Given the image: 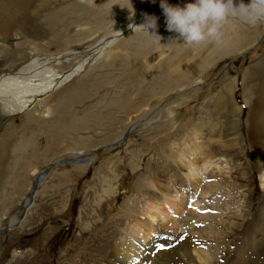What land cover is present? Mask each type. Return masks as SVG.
Masks as SVG:
<instances>
[{"label":"bare ground","instance_id":"1","mask_svg":"<svg viewBox=\"0 0 264 264\" xmlns=\"http://www.w3.org/2000/svg\"><path fill=\"white\" fill-rule=\"evenodd\" d=\"M92 1L93 0H0V40L3 41L5 38L9 37L20 40L17 42V45L11 49L7 48L8 46L2 47L4 44L0 47V115L3 116L8 115L9 113L14 114L16 112H25L23 124L18 126L13 123H9L8 125H5V128L0 133V165L6 163L7 160L10 164V162L15 159L11 169L17 173L15 178L19 187H22L27 181H30L32 176L29 178L27 173L33 169V173H35V168L38 167L41 161H47L50 155H53L57 151L60 152L64 150V147L67 146L68 149L77 151L73 152L75 155V157L72 158L74 163L79 165L82 164L87 167V163L84 162L85 158L82 157L87 154L86 151L89 146H92L96 142L98 143L96 140V142H93V139L89 140V137L86 136L87 134L84 133L87 130L94 133L96 127L94 124V126H91V121L89 122L87 120L88 118L86 119L87 116L89 117V114H87L88 111H91L87 110L89 106L88 108L86 107L85 111H82V108H79V105L78 108L75 107V105L80 104L82 101L81 98H83L87 92L88 86L85 87L87 84H84L83 87H78L75 91L71 92L65 87L69 91L67 96L65 94L66 97L57 98L54 103H49V101L46 103V100L43 99L31 107V103L35 102L38 96L60 89L61 86L69 79L83 71L87 63L86 59L79 56L82 54L77 52L68 44L65 48H63L65 46L64 44L59 46L62 50L57 54H47L46 50H42L40 48L42 44H40V42H36L35 40L40 36L46 38L47 41L44 45L45 48L58 39L55 37H61V30L63 26L61 27L62 23L57 20L62 15L74 14L78 17L76 22L81 23L80 27H85L86 24H98V21L89 23L81 20L82 14L85 12L88 13L84 9L86 7L90 8L89 4ZM156 1L160 0H138L128 3V5H130L129 7H132V11H135L136 13L137 11H140L142 14L137 13V15H134V17H136L135 19H130L132 15H128L127 17H130L128 26L114 32H112L108 27L109 18L112 16V13L109 15L108 13L105 14L106 12L104 11V13L101 14V17L105 19L106 22H103V24L100 23L95 30L89 31V34H87L88 36H86V40L84 41H87L93 52L95 51L102 55L109 47L112 46L113 43L117 41L121 34L132 32L131 35H134L132 40H135L136 43L134 41V45L128 44L129 46L134 47L133 49L135 50L134 57H131V65H133V70L131 72L135 71L138 77L140 75H145L150 81L152 79L153 81L151 84L145 83L143 87L140 88L137 96L138 100L135 98L137 101H135L134 98H128V90H124V92H120L119 90L118 92L114 91L108 96L105 94V98H103V101L107 104L108 101L109 103L112 101L121 102V105L119 106H121L122 112L126 115H129L132 111L146 110V108H141L143 104H145L146 107L149 106V110L144 111L142 114L151 111L153 105H158L162 100L169 97L170 91L185 86L191 82H199L202 78V73L216 64L218 60H222L226 57V55L230 56L243 51L255 40L256 37V33L254 31L255 29L251 30L249 28V24L251 25L252 23H248L239 18H235V20L234 18H229L218 28V35L216 38H206L204 41L195 44H186L183 41L176 42L175 36L178 34H174L175 32L167 30L165 16L162 17L160 14L152 13L156 9ZM60 2H66V5H64L65 8L63 7L64 9L61 8L55 11L53 8L61 6V4H59ZM185 2H187V0H169V3L171 4L182 5ZM236 2L238 3L239 0H236ZM245 2L247 3L248 0H245ZM53 4H56V6L52 7ZM80 4L84 6L83 10L85 12L80 11ZM45 9H51L54 11L48 10L49 13L44 14L43 12ZM114 10H116V14L120 13L118 9L115 8ZM145 14L155 15L158 17V28L156 31L160 33V36H162L161 38L156 34H151V32H135L137 30L144 29L139 25L145 22ZM71 18L74 17L71 16ZM76 26L78 27V25ZM59 27H61L60 30ZM67 30L68 29H66V31ZM130 39L131 37L128 39H121L120 43L123 44ZM160 39L163 41L161 42ZM129 42L130 41H127L123 45H126ZM162 45L168 47L165 48V46ZM168 48L173 51L172 54L166 53ZM125 56L128 55L125 54ZM153 56L157 60L158 64H156L154 69L147 68V60L151 59ZM66 58L75 61L74 67L71 68L67 74L66 72L61 70L59 71V69H57L58 62ZM69 61L71 62V60ZM115 64L117 65V63ZM259 67H261V69L264 68V62L257 68L259 69ZM258 69L256 70L258 71ZM105 77L104 79H106ZM145 79L146 78H144V80ZM119 85L121 86V84ZM128 85L129 84H127V86ZM148 85L150 86L146 89ZM123 86L127 87L125 85ZM258 87L259 91L256 97L248 91L249 95L246 97V101L257 102L256 109L252 107V115L258 116L254 123L255 132H252L253 144H257L260 141L264 143V78L259 81ZM236 89V78H228L221 83L219 90L215 94L216 100L214 107L212 106V111L217 110V112L214 113V115L217 116L216 124H219L220 127L224 126L223 129L221 127L220 138L228 136L227 131L229 130L233 131L232 134H237L238 129L241 127V110H243V108H241L237 103ZM133 90H135V88ZM107 98H110L112 101ZM108 110L109 108L103 109V111ZM221 111L226 114L224 120L220 117ZM48 115H52L53 117L47 118V120H41L42 117L45 118ZM118 117L120 116L110 114L108 119L106 118V121H104V124L103 122L102 124H99L96 120H94L100 126L109 129L107 133H103L100 137L101 141L117 143L116 140L120 139L123 134V128L128 123L122 120L123 116H121L122 118L120 117L121 119ZM203 121L205 125L206 123H209V121ZM192 122L193 121H190L189 123L192 124ZM91 123H93V120ZM198 125L203 126V123H199ZM168 127L169 126L166 128L165 134L159 135L153 144L150 145L149 148H151V150H157L159 148H156L159 141L164 142L166 139H171L175 136V134L182 132L178 128L168 130ZM189 129H192V133L195 134L193 138H196L197 135L200 134L198 128H194L193 124L190 128H186L185 130ZM27 130L30 132L29 134H27ZM35 130H37V132ZM212 130L213 128H211V131ZM98 134L94 135L97 136ZM32 135H38V138L40 139L39 141L41 142H37L35 139L33 140L31 137ZM73 139H76L77 141H73ZM96 139L99 140V138ZM178 140H181V138H172V142L174 143ZM178 142L179 145L177 148L180 149V156L178 158L173 156L175 160H172L173 157H171V155L163 149L157 150L159 155L155 160L149 158L145 162V166L147 168L151 167V163H156V168L160 172L156 171L157 173H151L153 179L146 178L140 181L143 185L140 186L139 189L144 192H140L139 190L138 193H144L147 196L146 198H118L121 203L119 204L120 212L117 216L112 217L110 223V226H115L113 227L114 231H108V227L106 231H102L100 234L98 233L99 237H101L102 240H105L104 243L107 245L102 244V242L97 246L100 249L112 247V250H108L109 252L106 253L107 258L110 261L108 264H147L148 262L149 264H220L219 262L222 258L221 255L224 252L226 253L227 249L229 253V246L235 244L239 240H241V243L236 246L233 263H227V261L224 260L223 264H264V205L261 207L262 212L259 220H251L248 223L246 222L248 219L245 217L246 224L244 223V226L242 225L243 222L242 224H236V222L231 220L232 216L228 214L230 216L228 218V216L224 215L222 212L217 215H202V213H198L196 218H202L205 223L201 224L205 230L213 234H210L209 232L200 235L196 234V236L191 234L192 231L190 232L187 227H190L191 229L192 227L194 228V224L198 221L195 220V223H193V221L190 220V217L185 218L183 216L188 211V201H197V199L196 197H182V191L173 189V183L176 181L175 177H180L181 175L178 174L179 170L183 169L186 171L188 178L191 179L190 181H194L195 185L199 187V169L202 167L201 165L203 159H205L206 163H208L209 159L207 160V157H211V155L206 151V144L203 146L200 142L189 141L186 138L183 142ZM43 144L44 147L41 148ZM184 146H186V148H183ZM27 150L30 152L28 156L26 155V157L24 154L28 152ZM124 150L126 151V154H124L125 156L128 154L132 161L135 159V164L131 163L129 166L130 170L134 171L136 168L141 167L139 162L136 163V158L142 157L132 154L129 149ZM259 150L264 152V146ZM165 154L172 158V161H170ZM188 155H190V157L186 162L185 158ZM166 157L168 159H166ZM20 158L22 160H20ZM169 163L172 165L171 167L169 166ZM118 166V163L110 161L103 164L101 167V172L103 170L107 171V173L104 172L101 174V179L102 182L106 183L104 193L110 198H90L95 204V207L93 205V212H95L93 215L97 214L98 206L104 200H110L111 203L117 195H125V192L120 193L119 190L118 183L120 175L118 171L121 170V166ZM145 166L143 169H146ZM18 168H20L21 172L16 171ZM141 170L142 168L140 171ZM56 174V178H58V176L65 177L66 175L64 172H58ZM37 178H39V176H37ZM190 185L193 184L191 183ZM212 185L216 187V190L219 188L218 182L215 183L214 181ZM219 199L220 198H218V200H213V206L216 208L219 204V206L224 205L226 210L229 209L228 203H223ZM233 200L234 199H229L228 201L232 202ZM214 202L217 203V205ZM196 203L198 202H195V204ZM5 205L6 202L2 204L1 209L4 208ZM191 205L194 207V202L191 203ZM191 209L189 211H191V214H194L195 216L197 211L194 212V210ZM236 216L238 217V215ZM97 220L100 221L99 216L94 218L91 224L88 225H95L98 223ZM89 226L84 224V228ZM107 226L108 225H106V227ZM219 228L221 229L220 231ZM235 230L239 231L236 233L237 235H235ZM201 231L202 230H200V232ZM187 232L190 234L188 235ZM215 232H217V235L214 234ZM114 233L116 234V243L112 246L110 237L113 236ZM240 234L243 236L242 238H239ZM41 236L43 240L42 245H44L48 236ZM211 237L214 238L216 242L221 244V246H217L214 251L209 250L207 248L208 245L206 244L209 242ZM227 237H229L228 240H226ZM200 241H204V243L199 244L198 242ZM222 246L227 248L224 249ZM84 250L85 248L83 249L84 253L89 254ZM35 252H38V250H35ZM76 261H78V259H76Z\"/></svg>","mask_w":264,"mask_h":264},{"label":"rangeland","instance_id":"2","mask_svg":"<svg viewBox=\"0 0 264 264\" xmlns=\"http://www.w3.org/2000/svg\"><path fill=\"white\" fill-rule=\"evenodd\" d=\"M134 1L138 0H93L89 4L90 8L86 7L84 9L88 13L83 10L84 6L80 4V7L78 6L79 9L81 8L80 11L85 12L82 14L81 20L89 23L98 21V24H86L85 27H80L81 23L76 22L78 17L74 14L62 15L59 18L60 20H57L62 23L61 27L63 26L61 30V37H55L58 39L55 42H52L49 46L45 47L46 49L44 48L47 41L46 38L40 36L35 40L36 42H40V44H42L40 48L42 50H46L47 54H57L62 50L59 46L64 44L65 46L63 48H65L68 44L77 52L81 53L82 55L79 56L86 59L87 63L83 71L69 79L61 86L60 89L38 96L35 102L31 103V107L43 99L46 100V103H48V101L49 103H54L57 98H62L65 94L67 96L69 91H75L76 88H81L84 84H87L85 86H88L87 92L84 97L81 98L82 101L80 104L75 105V107L78 108L79 105V108L81 107L82 111H85L86 107L88 108L89 106L87 110L91 111H88L87 114H89V117L87 116L86 119L88 118L87 120L89 122H92L93 120V123L90 122V124L91 126L95 125L96 127L94 133L89 132L90 130H87L84 133L87 134L86 136L89 137V140L93 139V142L98 141V143L96 142L92 146H89L86 151L87 154L82 157L85 158L84 162L87 163V167L82 164L79 165L74 163L72 158L75 157L73 152L76 150L72 151L71 149H68L67 146L64 147V150L60 152L57 151L53 155H50L47 161H41V165L39 164L38 167L35 168V173H33L34 169L27 173L29 178L30 176L32 177L30 178V181H27L22 187L17 185L15 178L17 173L11 169L15 159L12 160L10 164L7 160L6 163L0 165V264L110 263L106 253L112 250V247L100 249L97 245L102 242V244L107 245L104 243L105 240H102V238L99 237V234L102 233V231H106L108 227V231H114L113 227L115 226H110V223L112 217L117 216L120 212L119 204L121 203L118 198H146L147 196L144 193H138L140 186L143 185L140 181L146 178L153 179L151 173H157L159 171L156 168V163H151V167L147 168L145 166V162L149 158L155 160L159 155L157 150L163 149H165L171 157L174 156L178 158L180 156V149L177 148L179 145L178 141L183 142L185 138L189 141L200 142L203 146L206 144V151L211 155V157H207V160L209 159L208 163H206L205 159L202 161V167H200L198 175L200 177L199 187L195 185L194 181H190L191 179L188 178L186 171L183 169L179 170L178 174L181 175L180 177H175L176 181L173 183V189L182 191V197H196L197 199V201H188V211L183 216L185 218L190 217V220L193 221V223H195V220L198 221L194 224V228L192 227L191 229L190 227H187L190 232L192 231L191 234L196 236V234L200 235L209 232L205 230L202 225L205 223L203 222V219L196 218L198 213H202V215H217L222 212L224 215H227L228 218L232 216L231 220L236 222V224H242L243 222V226L246 224V219H248L246 221L248 223L251 220H259L262 212L261 207L264 205V152L259 149L264 146V143L260 141L257 144H253L252 132H255L254 123L258 116L252 115V107L256 109L257 102L246 101V97H248L249 93L255 97L257 96L259 91L258 83L262 78H264V68H257L264 62V19L258 20L254 24H249V28L251 30L255 29L254 31L256 33L255 40L251 44L239 53L232 54L230 56L226 55V57L222 60H218L216 64L202 73V78L199 82H191L185 86L170 91L168 98L162 100L158 105H153L151 111L145 114L142 113L146 110L148 111L149 106L146 107V105L143 104L141 108H146V110L132 111L129 115H126L122 112L121 106H119L121 105V102H113L110 98H107L112 101L110 103L108 101V105L105 101H103V98H105V94L108 96L114 91L118 92L119 90L120 92H124V90H128L127 93H130V95L128 93V98H134V100L137 101L140 88H142L145 83L151 84L153 81V79L150 81L145 75H140L138 77L135 71L131 72L133 70L131 60L134 57L135 50L133 49L134 47L129 46L128 44L134 45L136 43L135 40H132L134 35H131L132 32L121 34L117 41L113 43L112 46L109 47L102 55L98 52H93L87 41H84L86 40L85 38L88 36L87 34H89V31L95 30L100 23L103 24V22H106V20L101 17V14H103L104 11L106 12L105 14L108 13L110 15L112 13L108 23V27L112 32L126 28L129 24L130 18L127 16L132 15L130 19H135L136 17H134V15L141 13L140 11H137L136 13L131 10L132 7H129L130 5H128V3ZM65 3L66 2H60L59 4H61V6L59 7L56 6V3L53 4L52 7L56 6L53 9L57 11L63 7L65 8ZM115 8L118 9L120 13L116 14V10H114ZM155 8V11L152 13H157L164 17L163 11L160 7V1H156ZM48 10L54 11L51 9H45L43 13L48 14ZM71 16L74 18H71ZM76 25H78V27ZM61 27H59V30ZM66 29L68 30L66 31ZM135 32L141 33L150 31L144 28ZM151 34L155 33L151 32ZM158 34L160 35L159 32ZM76 37L78 38V41ZM130 37L131 39L127 40L130 42L126 45L123 44L127 41L123 44L120 43L121 39H128ZM175 38L176 42L183 41L181 38H178V35H176ZM19 41V39L13 37L5 38L3 41L0 40V47L4 44L2 47L8 46L7 48L11 49L15 47ZM160 41L162 42L163 40L160 39ZM167 47L168 46H165V48ZM170 50L171 49L168 48L166 53L172 54L173 51ZM125 54L128 56H125ZM69 60H71V62ZM74 62L75 61L68 58L60 60L57 64V69H59V71L61 70L66 72L67 74L68 71L74 67ZM115 63H117V65ZM156 64L158 63L154 56L151 59H148L146 63L147 68L150 69H154ZM256 69H258V71ZM104 77L106 79H104ZM144 78L146 79L144 80ZM228 78H236L237 103L241 108H243V110H241V127L238 129L237 134H232L233 131L229 130L227 131L228 136L220 138L221 127L223 129L224 126L220 127L219 124H216L217 116H215L214 113H216L217 110H212L216 100L215 94L219 90L221 83ZM119 84H121V86ZM127 84L129 85L127 86ZM123 85L127 87H124ZM149 86L150 85H148L146 89L149 88ZM65 87L68 88L69 91ZM134 88L135 90H133ZM135 98H137V100ZM107 108H109L108 111H103V109ZM24 113L25 112H16L14 114L9 113L8 115H0V133L5 128V125H8L9 123H13L18 126L23 124ZM224 113L225 112L222 111L220 113V117L223 120L226 117V114ZM110 114L120 117L123 116V118L121 117L122 120L128 123L124 127L125 129L123 128L122 138L120 137V139L116 140L117 143L114 141V143H109L108 141L105 142L100 140L103 133H107L109 129H106L99 124H102V122L104 124V121H106V118L108 119ZM52 117V115H48L45 118L42 117L41 120H47V118ZM120 117L118 118L121 119ZM94 120H96L99 124H97ZM203 120H205V122L209 121V123H206L205 125ZM190 121H193L192 124L194 125V128H198L200 131V134H198L196 138H193L195 134L192 133V129L185 130L186 128L188 129L191 127L192 124L189 123ZM199 123H203V126H199ZM167 126H169L168 130H174L177 128L180 129L182 132L175 134L172 138L178 137V139L181 138V140L176 141L177 143L172 142V138L168 140L166 139L164 142L159 141L156 148L159 147L160 149L151 150V148H149L150 145L153 144L159 135L165 134ZM225 127L228 128L227 126ZM211 128H213L212 131ZM35 131L37 132V130ZM29 133L30 132L27 130V134ZM94 134L98 135L95 136ZM31 137L37 142L40 140L38 135H32ZM96 138H99V140ZM73 141L77 140L73 139ZM43 147L44 144L41 148ZM183 148H186V146ZM124 149H129L132 154L142 157L136 158V163L139 162L141 167L136 168L134 171L130 170L129 166L131 163L135 164V159L132 161L128 154L125 156L124 154H126V151ZM27 151L28 152L24 154V156H28L30 151ZM167 157L170 161L175 160L174 157L173 159L168 155ZM167 157L166 159H168ZM189 157L190 155L185 158L186 162ZM20 160L22 159L20 158ZM110 161L118 163V167L121 166V170L118 171L120 175L118 185L120 193L125 192V195H117L111 203L110 200H104L98 206L97 214L93 215V213H95L93 212L95 204L90 198H110L104 193L106 183L102 182L101 179V174L104 172L107 173L106 170L101 172V167L103 164ZM142 163L147 170L143 169L144 166ZM169 166L171 167L172 165L170 164ZM141 168L142 170L140 171ZM16 171L21 172L20 168L16 169ZM58 172H64L66 174L65 177L58 176V178H56V173ZM37 176H39V178H37ZM214 181L215 183L218 182L219 188L217 190L215 189L216 187L212 185ZM191 183L193 185H190ZM141 191L144 192L143 190H140V192ZM218 198H220L219 200H221V202L228 203L229 209L226 210L224 205L219 206V204L218 207L215 208L212 203L214 199L218 200ZM229 199L234 200L229 202ZM4 202H6L4 207L5 209H1ZM193 202L195 205L194 207L191 205ZM195 202H198L199 204H195ZM215 204L217 205V203ZM191 208L194 212L197 211L195 216L194 214H191V211H189ZM236 215H238V217ZM98 216L100 221L97 220L98 223L93 226H89L93 219ZM84 224L89 227L84 228ZM106 225L108 226L106 227ZM200 230L202 231L200 232ZM220 230L221 229L219 228V231ZM238 232L239 231L235 230V235H237L236 233ZM209 233L213 234L211 232ZM187 234L189 235L190 233L187 232ZM214 234L217 235V232ZM41 235L44 237L48 236L44 245H42L43 240ZM242 237L243 236L240 234L239 238ZM115 238L116 234L114 233L113 236L110 237L112 246L116 243ZM228 239L229 237L226 238V240ZM198 243L201 244L204 243V241H200ZM240 243L241 240L229 246V253L227 249V254L224 252L221 255L222 258L220 259V262H218L223 264L225 260L227 263H233L236 246ZM206 244L208 245L207 248L211 251H214L217 246H221V244L216 242L212 237ZM84 248V251L89 254L83 252ZM222 248L225 249L227 247L222 246ZM35 250H38V252H35ZM76 259H78V261H76ZM147 264H149V262Z\"/></svg>","mask_w":264,"mask_h":264},{"label":"clouds","instance_id":"3","mask_svg":"<svg viewBox=\"0 0 264 264\" xmlns=\"http://www.w3.org/2000/svg\"><path fill=\"white\" fill-rule=\"evenodd\" d=\"M160 7L167 30L177 33L186 44L216 38L218 28L229 18L253 24L264 19V0H187L182 5L160 0ZM157 21V16L145 14V22L139 26L161 37L156 31Z\"/></svg>","mask_w":264,"mask_h":264}]
</instances>
